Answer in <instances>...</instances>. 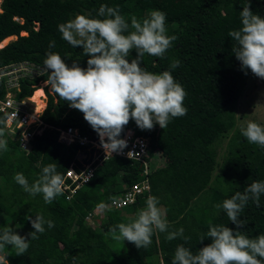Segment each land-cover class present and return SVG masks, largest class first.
Instances as JSON below:
<instances>
[{
    "label": "trees",
    "instance_id": "obj_1",
    "mask_svg": "<svg viewBox=\"0 0 264 264\" xmlns=\"http://www.w3.org/2000/svg\"><path fill=\"white\" fill-rule=\"evenodd\" d=\"M249 2L251 11L264 18V0ZM101 5L118 7L129 23L132 16L142 21L151 11H162L166 14L167 35L177 37L164 59L145 55L141 67L154 74L171 72L187 93L183 104L187 114L172 119L166 129L156 125L142 131L135 121H130L120 138L131 131L148 141L150 195L166 211L168 232L182 227L190 240L178 237L169 241L167 233H157L147 249H137L127 241L113 240L109 231L89 230L87 218L101 204L110 203L143 181V166L133 160L111 158L71 198L63 190L51 204H46L42 195L26 193L14 181L15 174L23 173L32 184L43 167L52 163L65 176L80 150L78 146L60 144L58 129L74 127L92 140L99 138L83 113L70 108L48 86L47 107L40 116L48 129L35 139L29 153L20 151L15 136L5 124L0 125L5 129L3 139L8 149L0 152V230L11 227L22 237L28 236L35 230L25 217L32 215L35 219L38 214L46 221L52 220L55 226L48 228L45 224V232L38 240L30 241L23 256L15 255L11 246H6L0 253V264H172L178 245L183 244L195 254L212 242L206 237L209 221L244 232L249 238L264 234V194L259 207L249 201L241 212L240 218L246 221L241 229L229 221L222 208L214 207L236 192L243 193L253 182H264V150L248 143L240 130L230 137L225 165L214 174L218 147L235 128L237 104L252 75L250 70L245 75L232 51L235 41L228 35L242 27L241 0H3L0 44L10 37L16 40L0 49V69L21 62L45 68L43 62L49 51L59 54L69 67L79 58L80 66L86 68L90 57L83 55L82 47L73 48L64 41L58 26L77 15L103 19L97 15ZM52 41L55 47L49 48ZM136 57L133 50L129 62ZM175 60L180 65L172 69L170 65ZM47 78L45 72L37 78L21 79L19 90L11 92L17 100L31 98ZM261 81L264 89V79ZM7 93L2 79L0 100ZM0 120L5 121L6 116L0 113ZM147 198L148 195L139 197L133 205L120 210L105 211L109 227L133 221L137 210L146 206ZM46 230H53L54 235ZM201 235L205 236L202 243Z\"/></svg>",
    "mask_w": 264,
    "mask_h": 264
},
{
    "label": "clouds",
    "instance_id": "obj_2",
    "mask_svg": "<svg viewBox=\"0 0 264 264\" xmlns=\"http://www.w3.org/2000/svg\"><path fill=\"white\" fill-rule=\"evenodd\" d=\"M241 2L242 27L228 33L235 41L232 51L245 75L250 70L256 77L264 79V18L251 11L249 0ZM97 15L104 18L77 15L58 26L64 41L73 48L82 47L83 55L90 57L86 68L80 66L79 58L69 67L59 54L50 51L43 63L48 73L46 85L70 108L83 113L85 121L98 134L108 157L127 148V141L120 137L130 121H135L142 131L152 130L156 125L166 129L172 119L185 116L188 110L183 104L187 93L170 71L154 74L141 67L145 55L164 59L177 40L175 35H167L164 12L153 10L142 21L132 16L129 23L118 7L101 5ZM53 47L55 41L49 44V48ZM133 50L137 57L129 62ZM179 65L180 61L175 60L170 67L175 69ZM5 123L0 120V125ZM241 132L248 143L264 150V126L249 121ZM4 136L5 129L0 127V152L8 150ZM13 179L31 196L42 195L46 204L63 194L64 177L57 172L55 163L43 167L32 184L23 173L15 174ZM262 194L264 182L256 181L243 193L236 192L214 207L217 210L222 208L229 221L241 229L246 225V221L240 218L241 212L249 201L259 207ZM159 203L155 196H148L146 206L137 210L133 221L112 226L108 234L117 242L134 244L137 249H147L157 233H167L169 241L178 237L185 242L190 240L184 236L182 227L168 232L166 211L158 207ZM25 219L31 222L35 231L22 237L13 228L3 227L0 230V253L6 246H11L15 255L23 256L30 241L38 240L45 232V224L48 228L55 226L42 214L36 215L35 219L28 215ZM206 237L212 242L195 254L183 244L178 245L172 264H264V234L249 238L244 232H234L225 225H213L209 221ZM200 240L202 243L205 236L201 235Z\"/></svg>",
    "mask_w": 264,
    "mask_h": 264
},
{
    "label": "built area",
    "instance_id": "obj_3",
    "mask_svg": "<svg viewBox=\"0 0 264 264\" xmlns=\"http://www.w3.org/2000/svg\"><path fill=\"white\" fill-rule=\"evenodd\" d=\"M2 4L3 0H0V13L3 12ZM15 20L18 21V19ZM45 72V68L29 62L15 63L0 69V80H5L6 89L8 90L6 97L0 100V113L6 116L5 127L15 136L19 150L22 152L29 153L32 150L35 139L41 137L48 129V126L42 123L40 117L34 116L30 98L17 100L11 91L14 89L19 90L21 79L37 78L45 74ZM58 131V142L67 147L78 146L81 154H79L81 159L77 156L64 176L63 190L70 194L69 198L79 188L88 184L96 171L113 157L133 160L141 164L143 166L144 179L140 183L131 186L122 196L115 198L110 203L102 204L99 210L102 213L107 210H120L133 205L139 197L150 195L148 176L152 170L148 161L150 147L146 139L127 132L122 137V139L127 141V148L120 153H113L112 156L106 157L99 138L92 140L82 135L74 127L58 129ZM68 171H72V173L69 174ZM97 215L94 212L88 218H94Z\"/></svg>",
    "mask_w": 264,
    "mask_h": 264
},
{
    "label": "rangeland",
    "instance_id": "obj_4",
    "mask_svg": "<svg viewBox=\"0 0 264 264\" xmlns=\"http://www.w3.org/2000/svg\"><path fill=\"white\" fill-rule=\"evenodd\" d=\"M27 33H22V36H26ZM16 40V37H13L4 44L3 47L8 45L10 42ZM2 47V48H3ZM0 48V49H2ZM33 79V78H32ZM46 83H40L38 86V89L41 88L44 92V97L41 98V101L44 104V107L42 109H38L37 102L34 100V94L37 92V90L34 92L33 96L30 98V105L32 112L35 117H40L41 114L44 112V110L47 107L48 97L46 94ZM44 98V99H43ZM40 112V113H39ZM235 118H236V124L235 128L226 136V138L223 140L221 146L218 147V157H217V167L214 172V174H218L221 172L222 167L225 165V151H226V145L230 139V137L238 130L241 131L242 128H245L247 123L249 121L256 122L260 124L261 126H264V89L263 84L260 78L256 77L255 75H251L245 89L243 90L241 97L238 101L237 108L235 111ZM131 132V131H130ZM133 133V132H131ZM162 156V155H160ZM163 157H165L163 155ZM79 159L81 157L78 156ZM166 158H164L165 160ZM203 199H201L200 203L202 202L204 204ZM198 206H201L200 204ZM105 211L102 213L99 208L95 210V214H98L96 217L87 218V223L89 230L93 231L96 229L101 230V232L105 233L108 232L110 227L107 222V217L104 214ZM49 234L54 235L53 230H46ZM3 261L2 256H0V262Z\"/></svg>",
    "mask_w": 264,
    "mask_h": 264
},
{
    "label": "bare ground",
    "instance_id": "obj_5",
    "mask_svg": "<svg viewBox=\"0 0 264 264\" xmlns=\"http://www.w3.org/2000/svg\"><path fill=\"white\" fill-rule=\"evenodd\" d=\"M8 41H10V39H6L5 41H3L1 44H0V47H3L5 43H7ZM44 97V92L42 91L41 88H39L37 90V92L34 94V100L38 103L37 106H38V109H42L44 107V104L43 102L41 101V98ZM44 99V98H43ZM40 113V112H39Z\"/></svg>",
    "mask_w": 264,
    "mask_h": 264
},
{
    "label": "crops",
    "instance_id": "obj_6",
    "mask_svg": "<svg viewBox=\"0 0 264 264\" xmlns=\"http://www.w3.org/2000/svg\"><path fill=\"white\" fill-rule=\"evenodd\" d=\"M11 38H13V37H10V38H8V39H11ZM4 41H5V40H4ZM0 48H2V47H0ZM8 132H9V131H8ZM9 133L11 134V132H9ZM20 151H21V150H20ZM98 208H99V207H98ZM98 208H97V209H98ZM94 212H95V211H94Z\"/></svg>",
    "mask_w": 264,
    "mask_h": 264
}]
</instances>
